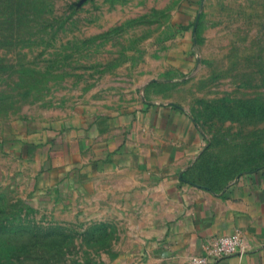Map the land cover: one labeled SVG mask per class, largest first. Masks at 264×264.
<instances>
[{
	"label": "rangeland",
	"instance_id": "1",
	"mask_svg": "<svg viewBox=\"0 0 264 264\" xmlns=\"http://www.w3.org/2000/svg\"><path fill=\"white\" fill-rule=\"evenodd\" d=\"M180 1L0 0V130L170 100L207 136L205 186L264 165V0H203L188 23ZM17 160L0 186V264L144 259L163 199H127L116 180L95 197H39Z\"/></svg>",
	"mask_w": 264,
	"mask_h": 264
},
{
	"label": "crops",
	"instance_id": "2",
	"mask_svg": "<svg viewBox=\"0 0 264 264\" xmlns=\"http://www.w3.org/2000/svg\"><path fill=\"white\" fill-rule=\"evenodd\" d=\"M202 1L181 0L177 16L190 22ZM191 34L185 32V39ZM206 140L188 110L170 100L146 99L110 114L57 119L40 130L12 124L0 130V186L12 181L5 161L14 158L26 167L27 191L43 198L95 197L99 183L116 180L127 199L149 200L153 207L154 200L165 202L160 232L146 242L137 264H191L207 242L236 230L244 235L245 251L216 264H264V165L220 188L191 184L183 173ZM153 223L146 229L155 230Z\"/></svg>",
	"mask_w": 264,
	"mask_h": 264
},
{
	"label": "built area",
	"instance_id": "3",
	"mask_svg": "<svg viewBox=\"0 0 264 264\" xmlns=\"http://www.w3.org/2000/svg\"><path fill=\"white\" fill-rule=\"evenodd\" d=\"M246 240L241 230L225 234L210 240L204 245V252L193 254L191 264H216L218 259L237 252L245 251Z\"/></svg>",
	"mask_w": 264,
	"mask_h": 264
},
{
	"label": "trees",
	"instance_id": "4",
	"mask_svg": "<svg viewBox=\"0 0 264 264\" xmlns=\"http://www.w3.org/2000/svg\"><path fill=\"white\" fill-rule=\"evenodd\" d=\"M202 153L199 156V158L194 162V164L184 171L183 179L187 182H190L191 184H200V185L204 184L205 186L204 179L200 177L199 173H196V170H195L196 167L199 166L201 163L200 160H201Z\"/></svg>",
	"mask_w": 264,
	"mask_h": 264
}]
</instances>
